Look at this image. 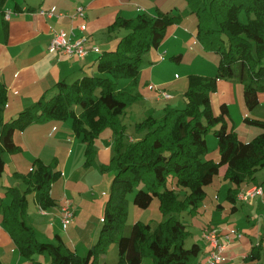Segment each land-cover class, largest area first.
<instances>
[{"label": "trees", "instance_id": "16d2710c", "mask_svg": "<svg viewBox=\"0 0 264 264\" xmlns=\"http://www.w3.org/2000/svg\"><path fill=\"white\" fill-rule=\"evenodd\" d=\"M8 0H0L2 8ZM190 13L197 19V38L204 49L220 55L214 78L192 75L185 93L184 109L166 107L164 116H149L136 126L144 137L126 141L127 126L122 117L139 98L134 94L138 85L144 55L158 47L167 29L181 16L141 14L134 19L118 16L110 32L125 29L127 34L114 51L105 52L98 61L97 75L86 76L69 84L56 85L57 93L45 97L27 108L10 122L1 116L7 104L4 87L0 86V177L5 172L3 154L20 152L14 133L24 131L33 123L44 120H72V129L87 145L85 166L96 164L95 142L105 130L114 133V156L101 172H114L111 192L105 206L103 229L98 243L84 257L71 251L56 235L55 242L39 239L36 230L25 220L28 194H34L39 207L50 208L52 185L60 178L55 165L36 160L33 170L20 175L25 190L8 188L10 204L0 203L2 226L16 244L19 255L41 264L36 256L47 254L50 264H101L110 244L116 243L119 259L116 264H142L144 258H154V264H192L201 252L198 244L186 248L191 236L186 224L178 219L183 212L195 214L207 198L206 187L212 185L222 167L224 179L233 183L228 200L237 201L244 184L253 183L264 168V121L245 119L262 132L251 142L244 143L225 123L228 114L215 116L210 95L217 92L219 80H231L244 85V101L248 109L260 104L264 93V0H187ZM245 14L246 21L241 16ZM81 113L77 114L76 109ZM219 161L204 158L208 154L206 134L217 127ZM213 128V129H212ZM172 178L177 188L185 189L184 197L169 188ZM140 188L134 204L148 209L155 198L165 221L155 230L150 224L136 222L129 235H124L128 216V195ZM163 189V190H162ZM260 247H255L251 260L258 259ZM0 264H3L0 259Z\"/></svg>", "mask_w": 264, "mask_h": 264}, {"label": "crops", "instance_id": "0c3cea01", "mask_svg": "<svg viewBox=\"0 0 264 264\" xmlns=\"http://www.w3.org/2000/svg\"><path fill=\"white\" fill-rule=\"evenodd\" d=\"M167 2L168 0H8L0 8V86L4 87L7 95V104L1 116L3 123L12 121L42 98L50 99L55 96L57 93L55 87L58 83L65 81L71 84L86 76L97 75L99 58L107 51H114L119 41L127 34L125 29L110 32L109 28L118 16L125 19H134L141 14L157 17L159 14L166 13L174 16L173 1L169 5ZM80 6L86 8L84 21L71 18ZM52 8L64 16L47 20L37 14L40 9ZM11 10L15 14L8 20L6 12ZM154 11H157L156 15ZM190 18L187 17L185 23H182L184 16L181 17L176 24L167 29L161 44L144 55L138 85L134 88V94L139 98L122 117L123 123L127 126V132L133 130L138 123L150 115L157 119L163 117L165 108L168 106L181 108L179 100H176L180 99L179 96L186 91L189 82L187 80L182 82L181 78L178 80L175 74L177 67L189 69L197 65H207L216 73L220 57L204 49L197 38V24L194 28ZM83 22L87 24L86 32L79 30ZM186 24L190 27L185 26ZM52 27L65 30L68 34L74 30L76 38L86 35L88 56L78 59L63 52L49 53ZM93 46H97L100 52H94ZM197 71L192 73L199 74L198 76L215 75ZM238 84L231 80H219L216 92L218 95L213 94L227 105L236 102L238 91V101L243 106L244 93ZM221 90H223V95ZM162 91L173 95V99L167 100L162 97ZM259 106H264V93L260 94ZM132 107H136L137 112L132 111L134 109H131ZM228 111L230 113L229 107ZM76 112L81 113V109H76ZM243 112L246 113L245 110ZM262 112L264 114V111ZM256 115L254 116L256 120L264 121L261 113L257 111ZM248 116L252 117L250 114ZM114 139L112 130L108 129L102 133L95 142L96 164L87 167L85 166L87 145L74 133L71 119L67 121L44 120L31 124L24 131L17 130L14 133V142L21 150L17 153L5 152L3 159L5 172L7 169L10 172L11 177L9 178L17 184L23 183L24 188L18 187L19 189H26L20 175L31 172L36 160L42 161L47 166L55 165V172L60 174L58 181L52 185L51 198L54 204L45 210L46 214L41 212L34 195L38 210L25 216L26 222L36 230L40 240L53 242L56 235H59L66 245L77 253L80 249L85 251L87 247L88 249L92 247L91 244L94 242L91 241L86 244L81 241L80 243L74 242V238L84 225H87V222L93 224L94 220L93 217L85 220L86 214L84 213L91 212H86V207L82 205L83 200L74 198L73 195L88 185L93 184L101 188V183L106 182L105 179L103 180L106 178V172H101L100 167L110 164L114 156ZM140 139L129 137L128 142L132 143ZM226 170L225 166L222 167L217 176L219 179L216 177L212 184L214 186L206 187V194L211 193L212 198L210 205L206 204V200L201 205V207L204 206V211L210 215L211 220V224L205 228L212 226L218 228L223 234L238 230L243 234L242 239H235L228 247L221 264H264V195L248 203L237 199L236 203L232 204L228 200V193L222 196ZM263 170L264 168L258 171L253 183L244 184L241 190L253 185L264 186V174L260 175ZM4 174L0 177V203L10 204L11 200L7 198L6 191L12 186L3 181ZM217 186H220L218 191H216ZM175 189L181 197L187 192L185 189ZM105 193L102 192L103 195ZM66 200L72 202L75 219L72 225L64 228L61 207ZM240 207L245 208L243 223L235 218L240 212ZM101 215L99 216L101 217L100 222L103 219ZM2 220L0 212V259L2 263L32 264L31 261L24 260L19 255L16 244L2 226ZM165 220L166 218L161 222ZM186 226L188 228L189 223ZM205 228L200 231L204 244L194 243L200 246L204 254L198 255L192 264H207L209 246L202 237ZM261 244L258 259L251 260L249 257L253 249L260 247ZM74 245L75 248H73ZM45 255L36 256V259L41 264H50L51 259H47ZM118 259L117 255L115 264Z\"/></svg>", "mask_w": 264, "mask_h": 264}, {"label": "rangeland", "instance_id": "374dc122", "mask_svg": "<svg viewBox=\"0 0 264 264\" xmlns=\"http://www.w3.org/2000/svg\"><path fill=\"white\" fill-rule=\"evenodd\" d=\"M171 1H173L174 10L172 12H173L174 16H181V17L184 16V20L182 21V23H185L184 21L187 17H191L190 20H191V22L193 21V25L195 28V26L197 24V19L193 14L190 13V8H189L187 0H168L167 4L169 5ZM154 12L156 15L157 11H154ZM241 18L243 21L247 20V17L245 16V14H243L241 16ZM185 26L190 27L189 24H186ZM148 53L149 52H147L146 54H148ZM215 54L218 57H220L219 54H217V53H215ZM218 68H219V65H218ZM218 68L216 69V73H215V71H212V68L207 66V65H203V66L197 65V66L191 67L189 69L188 68L187 69L186 68L180 69L177 67L175 70V74L177 75L178 80L181 78L182 82L185 80H187L189 82L191 76L196 74V73H192V72H195L198 70L197 72L204 73V74H215V75H202L204 77L214 78L217 75ZM239 85L241 87L242 93H244V85L242 83H239L238 87H239ZM188 86H189V84H188ZM188 86H187L186 91L189 88ZM237 90H238V88L236 87V91ZM186 91L183 92L181 94V96H179L180 99L177 98V100H176V101L179 100L178 102H180L179 104H181L180 105L181 108H179V109H184L186 107V104H187V102L185 103ZM221 91H222L221 93L223 95V90H221ZM215 95H218V94L215 92ZM215 95L214 94L210 95V101H211V107H212V111H213L214 115L218 116V115L222 114V105H226V104H224L225 102H221L219 100V98ZM132 105H134V104H132ZM227 105H226V107H227V109L229 107L230 113L228 111V114H226L225 123L228 124L229 130H233L236 134H238L240 140L244 143L253 141L261 133V129L258 127L250 126L247 122H245V119L248 118L249 120H256V118L254 116H257L256 115L257 111L262 114L261 116H264V114L262 112V111H264V106H261V107L259 106V107H256L254 110H250L247 108V106H245L246 105L245 103L243 104V106L240 105V103L238 101V91L236 93V102L235 103H229ZM131 109H133L132 111L137 112L136 107H132ZM131 109H129V111ZM243 110H245L246 113H244ZM249 114L252 117H249L248 116ZM161 118H159V119H161ZM213 128H212L213 131L208 132L205 135L207 145H208V154L204 158L205 161H209V160L219 161V159H220L218 139L216 138V136L214 134L215 128L217 129V128H219V126L213 127ZM135 129H136V126L133 130L131 129L130 131H128L126 133V141L127 142L129 141L128 140L129 137H135L136 139L144 137V135H142L141 133H137V130H135ZM140 136H142V137H140ZM262 173L264 174V170L260 173V175ZM9 176H10V172L7 169V171L5 172L4 177H3V179H4L3 181L6 182V184H11L10 186H12V187H20L22 189L24 188L23 183L20 182V184H17L15 181L12 180V178H9ZM105 177L106 178H103V180L105 179L106 182H103V184L101 183V185H102L101 188L95 187V185L91 184V185H88L87 187L81 188L79 190V192L76 191V193H74V195H73L74 198H77V199L81 198L83 200L82 205H84L86 207V212H88V213L91 212L89 214L84 213V215L86 214L85 220L90 219V217H93V220H94L93 224H91L90 222H87L88 224L84 225V227L77 234L76 238H74V240H75L74 242L81 241L82 243L86 244V242L91 241V242H94L93 244H91L92 246H94L95 244L98 243V240L101 236V232L103 229V221H104V219H102V222H100L101 220H99V219L101 217H99V216L102 214L101 215L102 218L104 217L105 206H106V203H107L109 196H110L114 172H106ZM109 177H112V179H109ZM217 179H219V177H217ZM223 183L225 184V186L222 190V193H223L222 196H224V195L226 196V194L228 193V190L230 188L234 187V185L232 182H230L228 180H225V181L223 180ZM210 186L213 187L214 185H210ZM168 187L169 188H177L175 185V182L172 178H170V180L168 182ZM209 187H207V188H209ZM219 187L220 186H217L216 191L219 190ZM139 189L140 188H136L134 190V192H132L128 195V216H127V221H126V227L123 231L124 235L130 234L132 226L136 222H142L144 224H150L152 229L155 230L157 228V226L159 225V223L164 219V216H163V214L159 208L160 201L158 198L154 199L152 205L148 209H140L134 204V198H135V195ZM102 192H106L105 195H103ZM184 195H183V197H184ZM211 198H212V195H211V193H209L207 195V198L205 201L206 204H208V205L211 204ZM28 200L29 201H28V206L26 209V212H27L26 214H32V212H37L38 206H37V203L35 202L34 194H28ZM226 201L227 200H225V202ZM226 203H228V201ZM203 204H204V202H203ZM204 210H205L204 206H202L200 211L196 212L195 214H189L188 212H183V213L178 215V219L181 220L183 223H185V222H186L185 224L189 223L188 230L192 234L191 237L188 238V240L186 241V248H190L195 242L201 243L202 245L204 244L203 240L200 237V231L203 228H205L206 226H208L209 224H211V220L209 219L210 215H208ZM244 210H245V208L240 207V212L235 217L241 223H243L245 221ZM54 242H55V240H53V243ZM73 248H75V245L73 246ZM70 250L75 252V250H73V249H70ZM88 251H89V249L87 247V249H85V251H82V249H80L79 253H77V252H75V253L77 255L81 254L80 256L84 257L88 254ZM106 252H107L106 255H108V256L102 258L101 264H115L116 259H117V255L119 257L118 245L116 243L110 244V246L108 247ZM203 254L204 253L201 252L199 254V256H202ZM45 257H47V259L50 258L48 255H45ZM142 264H154V258L146 257V258H144V261Z\"/></svg>", "mask_w": 264, "mask_h": 264}, {"label": "built area", "instance_id": "2783aa9c", "mask_svg": "<svg viewBox=\"0 0 264 264\" xmlns=\"http://www.w3.org/2000/svg\"><path fill=\"white\" fill-rule=\"evenodd\" d=\"M15 14L14 11L6 12V19L10 20L11 17ZM38 15L44 17L47 20L53 18H61L64 15L58 13L55 8L52 9H40L37 12ZM72 19H86V8L80 6L76 9L74 14L71 15ZM79 30L82 32L87 31V24L82 23L79 26ZM88 37L84 35L81 38H76L74 30L69 34L65 30H57L51 28V39L49 43L48 51L49 53L63 52L69 56L76 57L78 59H83L88 56L89 51L87 49ZM93 51L99 53L100 50L97 46H93ZM162 97L167 100L173 99V95L168 92L162 91ZM264 195V186L263 185H253L252 187L243 189L238 194L237 199L240 202L248 203L257 197ZM62 211V223L64 228L72 225L75 219V210L70 200H66L61 207ZM43 214H46V211L41 209ZM202 237L204 241L209 246V251L206 259L207 264H221L224 260V255L228 247L233 243L235 239H242L243 234L238 230H232L226 234H223L218 228L207 227L202 232Z\"/></svg>", "mask_w": 264, "mask_h": 264}]
</instances>
